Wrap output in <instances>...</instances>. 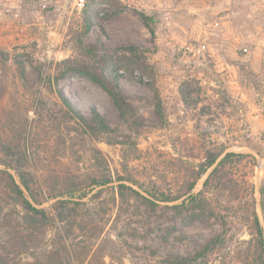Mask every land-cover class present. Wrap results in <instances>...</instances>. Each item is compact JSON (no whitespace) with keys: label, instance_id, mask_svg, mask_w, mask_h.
<instances>
[{"label":"rangeland","instance_id":"374dc122","mask_svg":"<svg viewBox=\"0 0 264 264\" xmlns=\"http://www.w3.org/2000/svg\"><path fill=\"white\" fill-rule=\"evenodd\" d=\"M110 1L122 11L96 17L95 11L113 10ZM192 4L85 0L77 10L74 0H0V159L52 194L109 180L72 204L76 214H89L94 228L68 232L72 254L92 245L106 262L122 264H167L169 254H194L222 227L216 217L190 216L189 187L193 192L202 187L210 169L198 173L208 152H236L246 154L228 169L238 181L240 199L210 192L214 203L231 208L225 246L195 264H239L233 250L250 237L244 216L253 206L260 216L264 190V49L256 61L214 50L212 45L226 38L202 24ZM141 11L156 14L154 37ZM80 43L96 44L97 58L106 66L121 53L143 64L147 83L134 75L116 80L134 116L130 126L99 85L72 72L57 75L65 68L61 60L90 59ZM215 51L229 65L217 63ZM155 88L163 116L155 109ZM60 94L92 127V110L102 113L111 131H91L70 117ZM119 178H132L134 185L124 183L153 204L122 199L116 191Z\"/></svg>","mask_w":264,"mask_h":264},{"label":"trees","instance_id":"16d2710c","mask_svg":"<svg viewBox=\"0 0 264 264\" xmlns=\"http://www.w3.org/2000/svg\"><path fill=\"white\" fill-rule=\"evenodd\" d=\"M109 3L112 11L110 9L102 13L95 11L94 15L98 18L108 19L122 11L123 6L117 1ZM139 15L154 37L156 14H147L141 11ZM80 44V50L83 51L82 53H86L85 55L88 54L90 59L66 58L61 60L59 64H64L65 68L57 75L62 77L66 72H72L99 85L110 96L124 122L130 126L131 123H134V116L129 104L121 95L116 80L120 76L128 79L133 78L134 75L136 80L147 83V80L143 78V64L121 53L111 58L106 66L104 60L97 58L96 44ZM136 69L141 72H136ZM155 96L156 112L163 116L162 103L156 88ZM60 98L72 113L70 117L86 125L91 131H94V127L101 132L111 131V127L102 113L92 110L91 121L94 124L92 127L84 116L74 110L64 96L60 94ZM243 155L246 154L236 152H225L222 155L220 152L207 153L198 173L200 175L210 169L202 182V187L197 192L192 191V184L189 187L187 199L192 211L190 216L197 219L216 217L222 231L206 239L194 254L185 256L169 254L163 260L165 263H200L208 253L225 246L227 213L231 208L220 206L218 202L214 203L212 196L214 194L210 192L214 190L213 193L220 196L226 193L230 200L240 199L238 181L228 169L232 162ZM11 169L15 170L16 174H13ZM117 180L119 182L116 185V191L122 199L132 196L142 200L146 206L147 201L153 204L147 196L125 184L129 182L134 185L135 182L132 178ZM108 182L109 180L102 179L84 186L73 184L59 194L47 193L42 190L40 184L33 185L34 180L28 173L0 159V264H122L119 260L106 262L103 252L98 251V248H93L92 245L83 246L80 250L75 249L72 254L65 241L68 232L76 227L81 231L94 229L88 223L89 214L82 212L76 214L77 210L72 204H80V199L86 197L87 190L90 188L102 186ZM260 193V216L254 206L250 213L244 216L248 221L250 237L243 240L240 243L241 246H237L233 250L239 264H264V190L262 188ZM65 196L68 198H64ZM74 196L79 200L73 199ZM177 198L179 196L170 199ZM51 230L52 233L47 237ZM4 250L6 254L3 253Z\"/></svg>","mask_w":264,"mask_h":264},{"label":"crops","instance_id":"0c3cea01","mask_svg":"<svg viewBox=\"0 0 264 264\" xmlns=\"http://www.w3.org/2000/svg\"><path fill=\"white\" fill-rule=\"evenodd\" d=\"M192 1L191 9L198 12L202 24L210 25L219 37L226 40L212 45L214 50H231L230 56L238 58H256L264 49V0H186ZM184 0H181V3ZM206 48V44L203 45ZM235 50L240 52L236 53ZM217 63L229 65L225 58L214 52Z\"/></svg>","mask_w":264,"mask_h":264},{"label":"built area","instance_id":"2783aa9c","mask_svg":"<svg viewBox=\"0 0 264 264\" xmlns=\"http://www.w3.org/2000/svg\"><path fill=\"white\" fill-rule=\"evenodd\" d=\"M84 3H85V0H74V6H75V8L77 9V10H81L82 8H83V6H84ZM200 48H204V46L203 45H201L200 47H199V49Z\"/></svg>","mask_w":264,"mask_h":264}]
</instances>
